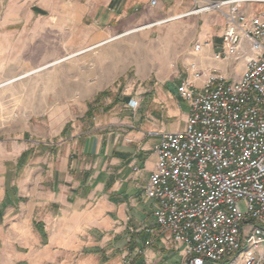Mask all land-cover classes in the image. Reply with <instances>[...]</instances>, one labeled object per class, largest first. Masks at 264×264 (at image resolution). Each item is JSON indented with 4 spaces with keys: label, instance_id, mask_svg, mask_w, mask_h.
<instances>
[{
    "label": "crops",
    "instance_id": "crops-1",
    "mask_svg": "<svg viewBox=\"0 0 264 264\" xmlns=\"http://www.w3.org/2000/svg\"><path fill=\"white\" fill-rule=\"evenodd\" d=\"M149 1L88 0L77 16L69 12V1L0 0V89L9 86L1 85L23 70L19 65L11 66L10 58L26 50L27 35L43 36L59 26L70 28L86 14L96 17L101 6L106 28L95 31V36L110 37L116 33L114 28L122 16L129 23L155 17L154 12H146ZM186 1L158 0V10L172 4L176 11ZM60 5L66 10L61 16L57 13ZM134 7L140 8V15L128 16ZM247 13L255 14L251 10ZM224 25L217 19L206 21L193 40L210 43L200 62H211V68L229 77L227 63L212 58L220 49ZM236 64L240 69L234 79L243 70L242 62ZM9 93L10 90L1 95ZM175 96L178 101L169 115L184 126L188 107ZM0 111L5 117L11 113ZM21 122L0 126V264H141L139 254L144 255L143 264L170 260L172 254L152 218L154 205L143 196L156 162L157 137L130 133L119 144L91 137L83 140L77 154L63 143L60 147L50 144L48 152L43 150L47 144L22 139L26 132ZM165 124L172 127L173 122L157 124L153 130L163 133L180 129L170 131ZM139 231H143L141 236H137ZM90 249H102L105 259L100 261L95 253L86 254L84 250ZM181 258L184 264L182 255Z\"/></svg>",
    "mask_w": 264,
    "mask_h": 264
},
{
    "label": "rangeland",
    "instance_id": "rangeland-1",
    "mask_svg": "<svg viewBox=\"0 0 264 264\" xmlns=\"http://www.w3.org/2000/svg\"><path fill=\"white\" fill-rule=\"evenodd\" d=\"M63 1L71 2V5H64L71 8L70 13L78 16L88 0ZM64 5L59 6L57 13L60 16L66 12L60 9ZM158 5L159 2L152 7L149 1L146 12L156 15L139 22L129 23L122 16L117 27H113L116 33L110 37L95 36V31L106 28L101 6L97 8L96 17L86 14L83 20L76 21L75 26H59L53 31L48 28L43 36L24 37L26 50L10 58L11 66L19 65L23 70L11 80L53 61L75 56L0 89V109L11 111L9 117L0 111V126L21 120L26 132L22 136L24 141L47 144L43 150L48 152L50 144L57 147L68 144L74 148L75 154L83 140L91 137L119 144L130 133L141 132L154 137L151 133L155 132V125L161 123L173 122L172 127L165 124V129L182 130L183 124L169 115V110L178 101L175 96L178 82L189 76L192 64L199 70L214 69L210 67L211 62H200L203 51L194 54L196 43L193 38L202 31L206 21L217 19L225 23L223 12L226 14L228 8L196 13L202 6L198 0H187L176 11L172 4L162 10H158ZM238 8L245 14L249 10L257 13L264 9V3L243 1ZM108 11L107 14H111ZM140 13V8L134 7L127 15L139 16ZM134 30L138 31L126 35ZM111 38L114 39L107 42ZM236 63L227 62L230 79H234L240 69ZM9 90L7 96L1 95ZM19 114L22 116L18 118ZM28 153L23 157L26 158ZM146 212H143L144 217ZM142 232L139 231L137 236ZM162 237L167 244L164 246L172 255L166 263L157 264H182L181 252L165 236ZM45 248L43 245L44 251ZM84 251L98 254L100 261L105 259L102 249ZM143 258V254L138 255L141 264Z\"/></svg>",
    "mask_w": 264,
    "mask_h": 264
},
{
    "label": "built area",
    "instance_id": "built-area-1",
    "mask_svg": "<svg viewBox=\"0 0 264 264\" xmlns=\"http://www.w3.org/2000/svg\"><path fill=\"white\" fill-rule=\"evenodd\" d=\"M198 1L196 13L228 8L212 58L243 70L230 79L191 65L177 87L188 107L183 129L151 133L156 162L143 196L184 264H264V9L248 16L242 0Z\"/></svg>",
    "mask_w": 264,
    "mask_h": 264
},
{
    "label": "bare ground",
    "instance_id": "bare-ground-1",
    "mask_svg": "<svg viewBox=\"0 0 264 264\" xmlns=\"http://www.w3.org/2000/svg\"><path fill=\"white\" fill-rule=\"evenodd\" d=\"M243 1H257V0H243ZM136 31H138V30L130 31V32L126 33V35L132 34V33L136 32ZM113 39H114V38H111V39H109L107 42L112 41ZM74 56H75V55H72V56L67 57V58H64V59H60V60L53 61V62H51V63H49V64H47V65H44V66L39 67V68H37V69H34V70H32V71H30V72H28V73H25L24 75H22V76H20V77H18V78H15V79H12V80H10V81H7V82H5L4 84H2L1 86L10 85V84H12V83H14V82H16V81H19V80H22V79L28 78V77H30V76H33V75H35V74H38V73H40V72H42V71H44V70H46V69H48V68H50V67H52V66H55V65H57V64H59V63H61V62L66 61L67 59H69V58H71V57H74Z\"/></svg>",
    "mask_w": 264,
    "mask_h": 264
}]
</instances>
